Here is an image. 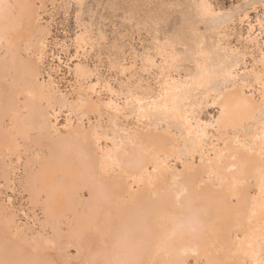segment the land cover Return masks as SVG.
I'll list each match as a JSON object with an SVG mask.
<instances>
[{
  "label": "bare ground",
  "instance_id": "bare-ground-1",
  "mask_svg": "<svg viewBox=\"0 0 264 264\" xmlns=\"http://www.w3.org/2000/svg\"><path fill=\"white\" fill-rule=\"evenodd\" d=\"M56 1L0 0V179L29 211L0 198V264H264V0H74L60 76ZM106 19L151 40L125 63Z\"/></svg>",
  "mask_w": 264,
  "mask_h": 264
},
{
  "label": "rangeland",
  "instance_id": "rangeland-1",
  "mask_svg": "<svg viewBox=\"0 0 264 264\" xmlns=\"http://www.w3.org/2000/svg\"><path fill=\"white\" fill-rule=\"evenodd\" d=\"M98 1L103 0H86L87 4L92 7H94ZM221 1L225 4V6H229L231 2L237 3L240 0ZM76 12L77 5L74 0H58L54 4L48 2L46 9L41 11L40 13L41 18L48 20L51 27V32L48 36V51L45 57V62H59L61 64V70L58 72L59 76L64 72V69H66V64L71 63L76 54L78 52H81L82 50L74 42V35L80 27V22L77 18ZM82 16L85 19H88L89 14L85 11ZM179 18V13H169V21L164 29L169 31L172 30L173 26L177 22H179ZM117 22L119 21L117 20ZM103 23V26L106 28L105 34L107 40L112 41L113 38H115L114 36H116L117 42L122 44L124 49L123 54L125 55V63L129 61L128 48L130 46H132L135 51L140 52L142 50V44H147L151 40V32H147L144 29L139 28L138 26H133L126 29L119 25L118 30L112 31L111 22H109V19L104 20ZM199 26L202 28V24H200ZM237 26H239V28L241 29L239 35L242 36L241 31L244 32L245 24L242 28V23L238 22ZM240 38L242 40V37ZM237 40V35L232 33L229 35L228 43L230 45L239 44L240 41ZM58 56L60 57V60L58 59ZM110 72L111 71L104 69L105 75L109 76ZM66 78H69L67 74ZM67 79L62 78L59 81V84L62 88L68 87L69 82L67 81ZM103 96H107V94L104 92ZM216 113L217 108L215 104H209L203 108V110L200 112V115L202 116V118H210L212 116H215ZM64 115L65 110L63 109L56 112V118L59 121L63 120ZM10 186H4L0 179V198L7 204H11V206L16 209L18 213L17 219L19 221H22L26 216L25 212H29L26 208V205H24L25 198L23 196V192L19 191L16 185L12 184ZM191 262L192 259L189 258L187 260V264H191Z\"/></svg>",
  "mask_w": 264,
  "mask_h": 264
}]
</instances>
